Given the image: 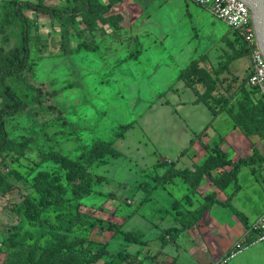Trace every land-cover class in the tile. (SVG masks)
Segmentation results:
<instances>
[{"label":"rangeland","instance_id":"obj_1","mask_svg":"<svg viewBox=\"0 0 264 264\" xmlns=\"http://www.w3.org/2000/svg\"><path fill=\"white\" fill-rule=\"evenodd\" d=\"M92 3L104 7L102 17L93 27L76 17L71 54L58 49L59 19L23 7L31 74L59 90L54 102L79 129L49 111L36 115L33 104L7 117L14 147L0 152V174L11 182L0 186V264H264V241L255 243L254 233L231 258L264 210V163L238 175L232 203L247 223L215 204L192 228L171 230L207 194L225 201L234 191L229 167L198 174L213 150L233 161L264 155L260 94L247 83L251 58L237 55L238 34L193 0ZM10 6L0 0V21ZM22 39L17 20L0 33V49ZM103 142L117 154L98 150ZM185 169L196 171L189 181ZM227 227L244 233L227 235Z\"/></svg>","mask_w":264,"mask_h":264},{"label":"trees","instance_id":"obj_2","mask_svg":"<svg viewBox=\"0 0 264 264\" xmlns=\"http://www.w3.org/2000/svg\"><path fill=\"white\" fill-rule=\"evenodd\" d=\"M114 3L122 2L123 0H112ZM93 0H89V8L87 9L86 0H77L76 4L61 8V7H50L44 6L42 3L36 4L23 0H10V9L5 12L2 21H0V33H6L8 28L12 26L17 20H20L23 26V39L22 41L11 48L8 51L0 49V98L4 99L3 105L0 107V152L13 148L14 144L12 139L8 136V131L6 128V119L10 116H15L17 114L24 113L26 109L31 105H35L36 111L35 114L38 115L41 112H51L56 115V117L69 126L70 130L78 131L79 127L73 122L69 121L65 116L64 111L54 102L53 98L59 93V90H49L45 83H39L31 74L33 71L32 64L30 62L31 55V34L29 32L31 23L28 17L23 12V7H30L40 12L48 13L51 16L59 19L62 24L61 28V45L59 50H63L68 54H71L72 48L69 46L68 35L71 31L69 26L74 25L75 19L78 15L82 16L84 21L89 24L91 27L97 26L99 20L101 19L100 11L104 8L92 3ZM110 3L109 5H111ZM240 41L243 43L241 49L237 52L238 54L249 53L250 49L245 44V42L239 37ZM141 54V50L138 52L130 54L127 58H137ZM190 67V66H189ZM185 69L182 71V75H185ZM251 71L248 75L250 76ZM247 77V80H248ZM9 79L15 80L19 83L21 88L26 92L24 95L18 93L9 83ZM31 97V98H30ZM260 110L264 115V107L260 97ZM98 150H101L103 153H113L117 154V151L112 146L108 145L106 142H103L98 146ZM96 152V149H95ZM102 155V153H101ZM264 163V155L260 152H253L249 157H241L237 161L227 159L226 156L217 148L212 151V154L200 165L198 173L211 174V172L217 168L229 167L230 178L234 181L235 189L232 192L231 196L228 197L225 201L217 198L216 194H207L205 196L204 202L198 207L190 210L188 214L182 218V228H171L174 233H179L182 230L192 228L196 223H198L204 213L211 209L215 204L222 205L224 207H229L233 213L238 216L240 219L244 220L245 223L248 222L247 216L238 210L232 203V197L237 195L240 191V183L238 175L243 166H252L254 164ZM183 180L189 181V179L196 173H192L189 169L180 171ZM196 174V175H198ZM176 173H171L170 176L174 178ZM198 175V176H199ZM189 178V179H188ZM167 180V179H164ZM11 185L10 180L0 174V186L3 189H9ZM30 206L34 205L32 201H27ZM7 264H16L10 262ZM20 264V263H19Z\"/></svg>","mask_w":264,"mask_h":264},{"label":"built area","instance_id":"obj_3","mask_svg":"<svg viewBox=\"0 0 264 264\" xmlns=\"http://www.w3.org/2000/svg\"><path fill=\"white\" fill-rule=\"evenodd\" d=\"M199 6L208 8L212 14L225 21L250 49L251 74L247 83L257 88L264 107V54L256 42L252 15L249 7L241 0H193ZM255 234L254 242L264 241V211L250 225V233L236 243V255L246 248L244 240ZM231 257V258H232Z\"/></svg>","mask_w":264,"mask_h":264},{"label":"water","instance_id":"obj_4","mask_svg":"<svg viewBox=\"0 0 264 264\" xmlns=\"http://www.w3.org/2000/svg\"><path fill=\"white\" fill-rule=\"evenodd\" d=\"M249 7L255 30L256 42L264 54V0H241ZM87 9L89 0H86Z\"/></svg>","mask_w":264,"mask_h":264},{"label":"crops","instance_id":"obj_5","mask_svg":"<svg viewBox=\"0 0 264 264\" xmlns=\"http://www.w3.org/2000/svg\"><path fill=\"white\" fill-rule=\"evenodd\" d=\"M243 167H248V166H243ZM243 167H242V168H243ZM240 191H241V188H240ZM240 191H239V192H240ZM239 192H238V193H239ZM238 193H237V194H238ZM218 195H221V196H222V195H224V194L219 193V194L216 195L218 199L222 200V198H220ZM235 196H236V195H235ZM215 206H216V207H219V206H222V205L216 204ZM216 207H214V209H215ZM223 207H224V206H223ZM263 211H264V210H263ZM263 211H262V212H263ZM262 212H261V213H262ZM209 213H210V212H209ZM261 213H259V214L256 216L255 220L258 218V216H259ZM206 215H207V214H206ZM246 216H247V218H248V215H246ZM248 219H249V218H248ZM253 221H254V220H253ZM235 231L238 232V233H239V232L242 233V235H243V233H244V232H243V229H241V228H238V227H234V228H232V227H227L226 230H225V234H227V235H229V234L232 235L233 233H235ZM221 237H222V236H221ZM230 260H232V259H230ZM232 261H233V260H232Z\"/></svg>","mask_w":264,"mask_h":264},{"label":"bare ground","instance_id":"obj_6","mask_svg":"<svg viewBox=\"0 0 264 264\" xmlns=\"http://www.w3.org/2000/svg\"><path fill=\"white\" fill-rule=\"evenodd\" d=\"M235 256V255H234ZM233 258V257H232Z\"/></svg>","mask_w":264,"mask_h":264}]
</instances>
